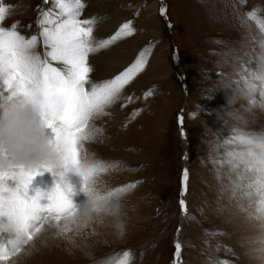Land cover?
Returning <instances> with one entry per match:
<instances>
[{
    "label": "rangeland",
    "instance_id": "1",
    "mask_svg": "<svg viewBox=\"0 0 264 264\" xmlns=\"http://www.w3.org/2000/svg\"><path fill=\"white\" fill-rule=\"evenodd\" d=\"M0 2L10 6L4 26L19 21L18 30L26 36L38 34L35 22L50 7L44 0ZM83 2V18H99L98 38L110 37L128 20L136 28L132 36L90 58L93 81L119 74L146 50L144 71L123 90L121 102L95 121L97 140L85 145L93 160L109 166L97 178V191L122 189L113 201L119 212L101 213L79 230L69 224L68 232L43 234L19 264H114L125 250L132 254L129 264H175L177 242L182 246L179 264H264L255 251L264 246V222L247 199L231 195L223 176L227 165L219 163L222 153L239 150L228 143L237 132L264 134L258 93L255 104L248 95L231 106L226 99L242 92V70L255 71L261 62L264 32L247 14L256 11L264 20V0ZM117 14L114 26L105 22ZM232 111L242 113L246 123L230 118ZM185 169L189 179L182 192ZM55 171L35 176L30 193L49 192L60 179ZM64 180L73 204L86 203L78 173L67 171Z\"/></svg>",
    "mask_w": 264,
    "mask_h": 264
},
{
    "label": "snow or ice",
    "instance_id": "2",
    "mask_svg": "<svg viewBox=\"0 0 264 264\" xmlns=\"http://www.w3.org/2000/svg\"><path fill=\"white\" fill-rule=\"evenodd\" d=\"M44 3L50 7L39 13L35 22L38 34L26 36L18 30L19 21L4 26L10 6L0 2V107L18 98L38 104L50 142L58 154L55 168L48 164L35 168L22 165L0 168V264H19L20 258L35 249L45 233L68 232L69 224L76 225L79 230L82 222L76 218V212L87 200L77 207L69 199L66 193L72 189L64 180L65 172L75 170L82 178L83 189L93 190L99 201L113 203L118 199L122 189L106 194L97 191V178L109 166L93 160L85 145L97 140L99 129L95 121L108 115L107 110L121 102L123 90L144 71L147 63L146 50H142L124 71L108 79L93 81L95 69L90 58L135 34L133 22L122 23L113 35L101 39L95 35L99 18H83L86 8L83 0H44ZM160 13L164 15L166 9L161 7ZM247 17L255 20L264 32V20L256 11L249 12ZM38 46L43 48L42 53L37 50ZM242 78L244 87L241 91L251 97L249 103H257V93L262 98L260 102L264 103V53L258 69L242 70ZM178 120L183 124V116ZM228 143H236L239 150L221 154L223 160L219 163L227 165L223 176L229 183L225 187H230L233 197L247 199L249 206L258 213L257 218L264 221V144L257 142V136L242 131ZM86 159L90 160L87 170L83 167ZM54 169L53 174L60 177L55 186L47 193L35 189V194H31L29 189L34 177ZM188 179L189 172L185 169L182 192L187 191ZM126 187H135V184ZM42 200L47 203L42 204ZM179 203L181 211L186 213V201L181 199ZM181 248L177 242L175 264H179ZM255 251L264 258V246ZM131 255L130 250L123 251L114 264H129Z\"/></svg>",
    "mask_w": 264,
    "mask_h": 264
},
{
    "label": "clouds",
    "instance_id": "3",
    "mask_svg": "<svg viewBox=\"0 0 264 264\" xmlns=\"http://www.w3.org/2000/svg\"><path fill=\"white\" fill-rule=\"evenodd\" d=\"M246 94L241 92L228 96L227 105L231 106ZM227 115L237 121L246 123V118L239 111L228 112ZM257 142L264 144V134L257 136ZM58 163V154L54 150L48 129L38 104L24 98L15 99L0 107V168L7 169L13 165L25 168H35L48 164L53 168ZM90 166V160L84 161L85 170ZM87 203L76 212V218L88 222L101 213L118 215L119 206L114 203H103L97 199V194L90 188L84 190ZM118 228L123 229L122 222H117Z\"/></svg>",
    "mask_w": 264,
    "mask_h": 264
},
{
    "label": "bare ground",
    "instance_id": "4",
    "mask_svg": "<svg viewBox=\"0 0 264 264\" xmlns=\"http://www.w3.org/2000/svg\"><path fill=\"white\" fill-rule=\"evenodd\" d=\"M119 16V14H117V17H112V15H111V20H108V19H106V21L105 22H109L110 23V25H113V24H116V22H118L119 20L117 19V18H119L118 17ZM88 17H93V16H87L86 18H88ZM94 17H96V16H94ZM150 21H152V19H150ZM101 23H103V22H100V25H101ZM114 26V25H113ZM98 29H100V27L99 28H97V30H96V32L98 31ZM105 29V28H104ZM101 30H99V32H100ZM95 32V33H96ZM97 34V33H96ZM105 62L106 61H108V59L106 60V58H105V60H104ZM110 123V122H109ZM106 124V123H105ZM252 219V218H251ZM264 222V221H263ZM260 226H261V224H259Z\"/></svg>",
    "mask_w": 264,
    "mask_h": 264
}]
</instances>
